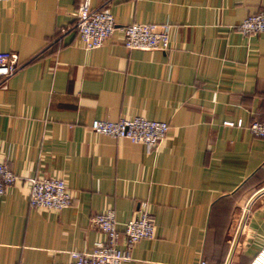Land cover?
Here are the masks:
<instances>
[{
  "label": "crops",
  "instance_id": "obj_1",
  "mask_svg": "<svg viewBox=\"0 0 264 264\" xmlns=\"http://www.w3.org/2000/svg\"><path fill=\"white\" fill-rule=\"evenodd\" d=\"M81 1L0 3V52L22 64L0 89V163L16 176L0 195V264L91 252L106 235L90 217L108 209L119 232L154 219L122 264H248L264 244V138L248 130L264 116V33L237 26L264 0H90L117 26L168 24L166 51L126 49L119 27L85 49ZM136 116L168 124L156 149L89 127ZM31 177L63 179L70 206H30Z\"/></svg>",
  "mask_w": 264,
  "mask_h": 264
},
{
  "label": "built area",
  "instance_id": "obj_2",
  "mask_svg": "<svg viewBox=\"0 0 264 264\" xmlns=\"http://www.w3.org/2000/svg\"><path fill=\"white\" fill-rule=\"evenodd\" d=\"M4 0H0V3ZM76 20L72 25L85 49L98 48L118 28L122 32V45L128 50H159L166 51L169 47V25L152 23H133L117 26L113 16L102 7L93 8L90 0H82L75 12ZM244 35L264 33V10L248 15L237 26ZM61 30V32H63ZM22 64L17 61L14 52H0V89L7 87V81L20 70ZM224 126L242 125L241 120L223 121ZM90 129L98 134L112 138L127 139L131 143L143 144L148 150L158 147L168 131L164 121L148 120L143 117H132L121 120L94 119ZM248 130L256 137L264 138V116L261 120L253 121ZM16 176L11 168L0 163V195L13 185ZM29 182L28 203L54 211L70 206L72 197L63 179L55 177H31ZM93 228L106 235L105 243H97L91 252H71L72 260L67 264H122L131 260V250L142 239L154 237L155 223L152 215L142 211L135 219L128 220L123 225L122 232L117 230V222L112 209L94 214L90 217ZM125 237L124 247L117 246L120 235ZM248 264H264V244Z\"/></svg>",
  "mask_w": 264,
  "mask_h": 264
}]
</instances>
